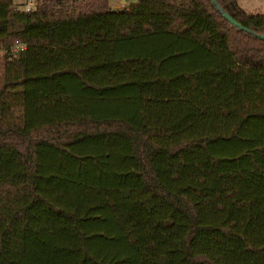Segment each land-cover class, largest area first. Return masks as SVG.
Segmentation results:
<instances>
[{"label":"trees","instance_id":"trees-1","mask_svg":"<svg viewBox=\"0 0 264 264\" xmlns=\"http://www.w3.org/2000/svg\"><path fill=\"white\" fill-rule=\"evenodd\" d=\"M25 1L0 0V264H264V11Z\"/></svg>","mask_w":264,"mask_h":264},{"label":"rangeland","instance_id":"rangeland-1","mask_svg":"<svg viewBox=\"0 0 264 264\" xmlns=\"http://www.w3.org/2000/svg\"><path fill=\"white\" fill-rule=\"evenodd\" d=\"M19 2L22 0H14ZM136 0H109V4L113 8L127 7L131 2ZM239 5L248 12H262L264 11V0H238Z\"/></svg>","mask_w":264,"mask_h":264},{"label":"built area","instance_id":"built-area-1","mask_svg":"<svg viewBox=\"0 0 264 264\" xmlns=\"http://www.w3.org/2000/svg\"><path fill=\"white\" fill-rule=\"evenodd\" d=\"M33 3V0H26L24 4V10H28ZM24 47V44L18 41H15L14 44L11 47L12 51H18L21 50Z\"/></svg>","mask_w":264,"mask_h":264},{"label":"water","instance_id":"water-1","mask_svg":"<svg viewBox=\"0 0 264 264\" xmlns=\"http://www.w3.org/2000/svg\"><path fill=\"white\" fill-rule=\"evenodd\" d=\"M222 14L233 24L243 27L240 23H238L234 18H232L226 11L221 10ZM261 37L264 38V34H259Z\"/></svg>","mask_w":264,"mask_h":264}]
</instances>
